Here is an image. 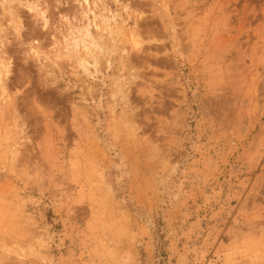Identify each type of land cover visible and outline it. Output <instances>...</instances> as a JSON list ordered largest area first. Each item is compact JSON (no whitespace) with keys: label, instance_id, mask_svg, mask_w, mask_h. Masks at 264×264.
<instances>
[{"label":"rangeland","instance_id":"rangeland-1","mask_svg":"<svg viewBox=\"0 0 264 264\" xmlns=\"http://www.w3.org/2000/svg\"><path fill=\"white\" fill-rule=\"evenodd\" d=\"M0 264H264V0H0Z\"/></svg>","mask_w":264,"mask_h":264},{"label":"bare ground","instance_id":"bare-ground-1","mask_svg":"<svg viewBox=\"0 0 264 264\" xmlns=\"http://www.w3.org/2000/svg\"><path fill=\"white\" fill-rule=\"evenodd\" d=\"M9 72V71H8Z\"/></svg>","mask_w":264,"mask_h":264}]
</instances>
